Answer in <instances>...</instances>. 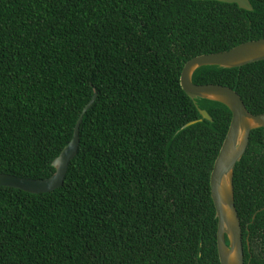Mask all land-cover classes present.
<instances>
[{
  "label": "trees",
  "instance_id": "obj_1",
  "mask_svg": "<svg viewBox=\"0 0 264 264\" xmlns=\"http://www.w3.org/2000/svg\"><path fill=\"white\" fill-rule=\"evenodd\" d=\"M253 11L195 0H0V173L46 179L86 105L62 188H0V264H221L211 175L232 113L199 109L181 85L191 59L264 38ZM264 113V61L200 69ZM243 229L264 207V129L235 171ZM264 216L258 214L257 219Z\"/></svg>",
  "mask_w": 264,
  "mask_h": 264
},
{
  "label": "water",
  "instance_id": "obj_2",
  "mask_svg": "<svg viewBox=\"0 0 264 264\" xmlns=\"http://www.w3.org/2000/svg\"><path fill=\"white\" fill-rule=\"evenodd\" d=\"M236 4L240 9L253 11L250 0H195ZM264 61V38L248 41L228 51L197 56L188 61L182 70L181 85L199 109L201 119L188 123L184 129L204 120L213 121L209 112L200 107L199 101H213L227 107L232 121L211 175L212 200L218 220L217 248L221 264H246L243 229L235 200V171L245 157L254 131L264 129V113L252 114L237 91L217 84L199 85L194 81L197 71L207 67L232 70ZM97 100V93L81 113L70 143L53 161L56 172L46 179H30L0 173V188H12L41 195L54 192L65 184L71 163L80 150V131L87 112Z\"/></svg>",
  "mask_w": 264,
  "mask_h": 264
},
{
  "label": "flooded vegetation",
  "instance_id": "obj_3",
  "mask_svg": "<svg viewBox=\"0 0 264 264\" xmlns=\"http://www.w3.org/2000/svg\"><path fill=\"white\" fill-rule=\"evenodd\" d=\"M262 212L264 207L253 214L247 224V264H264V216L257 219Z\"/></svg>",
  "mask_w": 264,
  "mask_h": 264
}]
</instances>
